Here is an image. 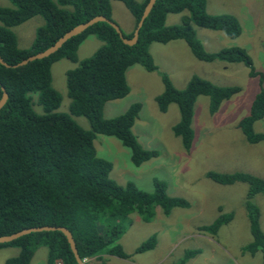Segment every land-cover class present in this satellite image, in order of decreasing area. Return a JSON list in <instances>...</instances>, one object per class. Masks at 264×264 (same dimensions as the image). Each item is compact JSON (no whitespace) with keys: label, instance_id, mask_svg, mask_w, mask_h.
<instances>
[{"label":"trees","instance_id":"1","mask_svg":"<svg viewBox=\"0 0 264 264\" xmlns=\"http://www.w3.org/2000/svg\"><path fill=\"white\" fill-rule=\"evenodd\" d=\"M7 1L10 6H0V57L8 65L47 48L65 31L96 15L113 21L110 18L111 0ZM117 1L122 2L133 16L132 30L121 31L124 38L130 39L147 0ZM204 4L205 0H155L138 28L133 44L123 43L111 25L97 21L65 40L46 57L14 67L0 63V87L7 94L0 107V235L27 227L62 226L71 233L80 259L100 258L104 254L124 259L127 254L117 241L130 211L137 212L147 221L156 206L167 212L173 206L186 205L181 198L169 197L165 182L156 178L152 179L151 192L141 190L132 181L118 184L109 176L110 162L97 156L92 142L95 134L114 136L129 150L133 165L154 155L153 150L139 144L131 129L139 102L131 103L115 116L103 117L105 102L127 95L125 70L129 66L138 64L147 71H157L148 51L153 42L181 39L200 61L242 63L250 76H259L261 86L262 75L254 69L244 48L228 46L214 52L202 48L192 25L220 30L231 39L240 32L238 21L232 15L209 14ZM183 10L187 14L182 15L180 24H165L168 13ZM35 15L41 17L42 24L36 28L29 45L20 48L11 27ZM88 35H93L101 44L91 55L77 61L78 45ZM262 40L264 45V36ZM61 58L77 62L65 72L66 95L69 113L84 117L88 129L77 125L67 113L56 110L60 95L51 87L50 68ZM158 73L163 88L155 97L156 106L159 111H164L169 103L176 105L178 120L172 126V133L180 137L187 150L192 140L190 122L195 97L208 95L210 110H214L238 87L217 86L192 75L183 88L178 89L164 72ZM34 105L39 106L38 111ZM263 116L264 90L259 88L247 114L237 123L249 143L264 140V133L254 132L251 128L252 122ZM205 174L225 185L246 182L247 196L257 193L264 197V180L247 172L207 171ZM245 208L251 240L244 249L251 253L259 249L264 259V233L259 226L258 210L249 203ZM230 217V213L219 214L209 226L199 228L212 233ZM154 243L149 237L134 251H145ZM40 245L46 248L48 263L54 264L58 260L60 264H76L64 235L57 230L31 232L1 243L0 247L15 246L18 249L17 255L7 259L6 264H28L33 250ZM83 264L87 263L83 261Z\"/></svg>","mask_w":264,"mask_h":264},{"label":"rangeland","instance_id":"2","mask_svg":"<svg viewBox=\"0 0 264 264\" xmlns=\"http://www.w3.org/2000/svg\"><path fill=\"white\" fill-rule=\"evenodd\" d=\"M204 5L209 14L232 15L238 21L240 32L231 39L220 30L192 25L202 48L207 52L228 46L244 48L254 69L262 75L261 86L259 76H250L242 63L200 61L181 39L149 45L148 51L157 71H147L138 64L129 66L125 70L129 88L127 95L107 101L103 117L115 116L131 103L139 102V111L131 129L139 144L153 150L154 155L139 165H133L129 150L114 136L95 134L92 143L97 156L110 162L109 176L118 184L132 181L141 190L151 192L152 179L156 178L165 182L169 197L181 198L186 205L173 206L167 212L156 206L147 221L137 212L130 211L117 241L127 258L104 254L100 258L83 259L87 264H183L181 259L184 255L194 243L200 242L191 236L196 227L209 226L219 214L229 212L232 219L218 228L214 242L209 243L210 259L204 264H263L261 250L253 255L241 251L251 240L245 206L247 203L256 206L259 226L261 221L264 230V197L257 193L247 196L246 182L220 184L205 173L247 172L264 180V140L249 143L237 126L247 114L256 92L259 88L264 90V0H205ZM0 6L8 7L10 3L0 0ZM183 14L187 11L168 13L164 22L166 25L180 24ZM110 18L121 31L128 33L132 30L133 16L122 2L111 0ZM41 24V17L35 15L11 27L17 46L27 47ZM100 44L93 35H88L78 45L77 61L91 55ZM76 64L67 58L53 62L50 84L60 95L56 110L67 113L77 125L88 129L84 117L69 113L65 72ZM159 71L164 72L178 89H182L192 75L217 86L238 87L214 110H210L208 95L195 97L190 122L192 140L187 150L183 148L180 137L172 133V126L178 120L176 105L169 103L164 111H159L156 106L155 97L163 88ZM34 109L38 111L39 106L34 105ZM251 128L254 132L264 133V116L254 120ZM149 237L155 241L153 247L135 252L134 249ZM17 253L15 246L0 247V264H6V260ZM46 255V248L37 246L28 264H50ZM56 262L59 261L54 264Z\"/></svg>","mask_w":264,"mask_h":264},{"label":"water","instance_id":"3","mask_svg":"<svg viewBox=\"0 0 264 264\" xmlns=\"http://www.w3.org/2000/svg\"><path fill=\"white\" fill-rule=\"evenodd\" d=\"M155 0H147L146 4L143 7V10L141 12V15L136 23V27L133 29V33L130 39H126L122 36L121 34V30L120 28L117 26L116 23H114L113 21H111L110 19H107L106 17H104L103 15H96L92 18H90L89 20L79 23L75 26H73L72 28H70L69 30L65 31L60 37H58L50 46H48L47 48L38 51L32 55H29L27 57H25L24 59H22L21 61L12 64V65H8L7 63H5L1 57H0V63L3 64L4 66H17V65H21L26 63L27 61L33 60V59H39V58H43L48 56L49 54L53 53L54 51H56L60 45L67 40L68 38L77 35L78 33L82 32L84 29H86L88 26H90L91 24H93L94 22L97 21H105L107 22L109 25H111L114 30L116 31V33L118 34L119 38L121 39V41L123 43L126 44H133L136 41L137 38V30L139 28V26L141 25V22L143 20V18L147 15V13L149 12L150 8L152 7L153 3ZM1 89V95H0V107L3 105V103L5 102L6 98H7V94L4 90L3 87H0ZM53 230H57L60 231L68 245L69 248L73 254L74 260L76 262V264H83V259H80L76 248H75V244L74 241L72 239L71 233L69 232V230H67L65 227L62 226H51V225H43V226H38V227H27V228H23L21 230L12 232L10 234L7 235H0V244L4 243V242H9L13 239H16L19 236L31 233V232H40V231H53Z\"/></svg>","mask_w":264,"mask_h":264},{"label":"crops","instance_id":"4","mask_svg":"<svg viewBox=\"0 0 264 264\" xmlns=\"http://www.w3.org/2000/svg\"><path fill=\"white\" fill-rule=\"evenodd\" d=\"M230 214H231V217H230L229 220L226 221V223L229 222L232 219V216L233 215H232V213H230ZM221 225H219V227ZM200 226H204V225H198L196 227L194 233H191V236L193 238H196V239L198 238L200 240V242L194 243L193 246H192V248L190 250H188V253H189L188 254V257L183 261V264H185V263H187V264H204L206 261H208L210 259L209 243L214 242L213 237H214V235H216V232H218V228L219 227L214 232L209 233L207 230H204V229L199 228ZM260 228H261L262 232L264 233V230L262 228L261 221H260ZM215 244H216L217 247L220 248V245L219 244H217V243H215ZM257 251L258 250H256L253 253H251V252H249V251H247V250H245L243 248V250L241 252H243V253L244 252H247L250 255H253ZM180 264H182V263H180ZM263 264H264V259H263Z\"/></svg>","mask_w":264,"mask_h":264},{"label":"built area","instance_id":"5","mask_svg":"<svg viewBox=\"0 0 264 264\" xmlns=\"http://www.w3.org/2000/svg\"><path fill=\"white\" fill-rule=\"evenodd\" d=\"M56 264H60V262H56Z\"/></svg>","mask_w":264,"mask_h":264}]
</instances>
